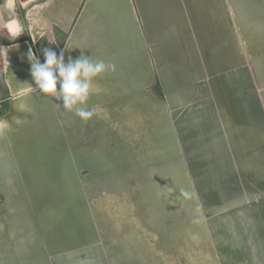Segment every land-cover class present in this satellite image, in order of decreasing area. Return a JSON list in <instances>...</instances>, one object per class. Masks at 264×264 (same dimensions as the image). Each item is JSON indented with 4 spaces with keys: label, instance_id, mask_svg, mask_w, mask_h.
Wrapping results in <instances>:
<instances>
[{
    "label": "crops",
    "instance_id": "crops-1",
    "mask_svg": "<svg viewBox=\"0 0 264 264\" xmlns=\"http://www.w3.org/2000/svg\"><path fill=\"white\" fill-rule=\"evenodd\" d=\"M30 48L116 66L88 122L39 92ZM3 102L0 264H264V0H3ZM66 172L89 175L90 230L33 228Z\"/></svg>",
    "mask_w": 264,
    "mask_h": 264
},
{
    "label": "clouds",
    "instance_id": "clouds-1",
    "mask_svg": "<svg viewBox=\"0 0 264 264\" xmlns=\"http://www.w3.org/2000/svg\"><path fill=\"white\" fill-rule=\"evenodd\" d=\"M22 31L17 28L15 34L19 36ZM42 53L43 62L31 48L26 54L36 88L45 98L62 101L66 111L74 112L88 122L94 116V109L88 107V101L95 79L109 70L115 71L116 66L83 54L76 59L69 56L66 61L64 50L58 53L52 48H42Z\"/></svg>",
    "mask_w": 264,
    "mask_h": 264
},
{
    "label": "rangeland",
    "instance_id": "rangeland-1",
    "mask_svg": "<svg viewBox=\"0 0 264 264\" xmlns=\"http://www.w3.org/2000/svg\"><path fill=\"white\" fill-rule=\"evenodd\" d=\"M61 176L60 186L64 184L63 187L51 189L49 200L45 205L34 207L33 228L80 230L88 233L90 230L89 175L66 172ZM42 213L44 218L41 216ZM38 219L39 222H36ZM98 257L100 261H104V255L99 254Z\"/></svg>",
    "mask_w": 264,
    "mask_h": 264
},
{
    "label": "water",
    "instance_id": "water-1",
    "mask_svg": "<svg viewBox=\"0 0 264 264\" xmlns=\"http://www.w3.org/2000/svg\"><path fill=\"white\" fill-rule=\"evenodd\" d=\"M37 1H39V0H6V3L11 5V6H18L20 9H23V8H26L30 4H33ZM23 21L25 23L24 18H23Z\"/></svg>",
    "mask_w": 264,
    "mask_h": 264
},
{
    "label": "trees",
    "instance_id": "trees-1",
    "mask_svg": "<svg viewBox=\"0 0 264 264\" xmlns=\"http://www.w3.org/2000/svg\"><path fill=\"white\" fill-rule=\"evenodd\" d=\"M3 3V0H0V4H2ZM56 30V29H55ZM58 30V29H57ZM66 36H67V34L65 35V38H66ZM45 39L46 38H43L41 41H40V43H38V48L37 49H39V47H40V44L41 43H44V41H45ZM19 40H30L31 41V39H30V37L29 36H25L23 39H19ZM32 42V41H31ZM63 45V44H62ZM41 59H42V62L44 61V58L43 57H41ZM1 114H4V113H6L7 111H8V103L7 102H3L2 103V105H1Z\"/></svg>",
    "mask_w": 264,
    "mask_h": 264
},
{
    "label": "flooded vegetation",
    "instance_id": "flooded-vegetation-1",
    "mask_svg": "<svg viewBox=\"0 0 264 264\" xmlns=\"http://www.w3.org/2000/svg\"><path fill=\"white\" fill-rule=\"evenodd\" d=\"M24 12V11H23Z\"/></svg>",
    "mask_w": 264,
    "mask_h": 264
}]
</instances>
